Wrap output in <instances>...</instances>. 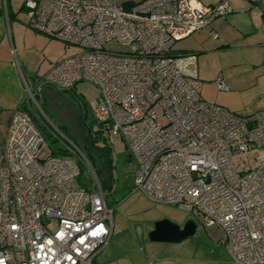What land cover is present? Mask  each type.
<instances>
[{"label":"built area","instance_id":"2783aa9c","mask_svg":"<svg viewBox=\"0 0 264 264\" xmlns=\"http://www.w3.org/2000/svg\"><path fill=\"white\" fill-rule=\"evenodd\" d=\"M22 6L37 31L82 48L39 83L66 92L89 81L100 89L94 134L107 142L95 130L104 126L125 140L137 166L134 189L220 227L236 264H264V109L237 114L204 101L197 55L173 51L178 40L226 18L230 4L24 0ZM112 41L126 48L112 50ZM217 84L229 90L223 77ZM42 126L26 105L13 112L5 135L0 127V264H94L112 236L114 210L77 143L75 156L38 157L47 141ZM77 158L90 167V182L79 181Z\"/></svg>","mask_w":264,"mask_h":264},{"label":"rangeland","instance_id":"374dc122","mask_svg":"<svg viewBox=\"0 0 264 264\" xmlns=\"http://www.w3.org/2000/svg\"><path fill=\"white\" fill-rule=\"evenodd\" d=\"M23 1L6 0L5 8L4 0H0V127L5 135L13 112L19 106H31L51 135L37 154L40 159H46L59 147L73 152L76 142L67 136L66 129L51 114L45 113L44 100L38 91L43 86L39 79L56 62L81 52L82 48L37 31L22 10ZM137 1L140 0H118L123 4ZM200 1L205 6L226 1L233 13L226 18H216L205 29L178 40L173 51L197 55L204 101L214 104L223 100L230 104L233 113H255L264 108V4L253 0ZM237 3L247 6L246 9H238ZM211 32L218 38L215 39ZM227 44L229 48L222 47ZM109 48L119 51L126 47L112 41ZM219 77L225 79L229 90L219 89L215 81ZM30 90L36 94L37 102L50 121L38 110ZM64 93L76 104L85 106L90 114L101 94L89 81H80ZM105 128L98 126L95 130L107 139L114 161L113 187L104 188L108 205L114 210V228L94 264H236L225 248V234L220 227L207 226L201 216L174 205L156 203L134 189L137 166L125 140L121 135L108 133ZM81 170L80 180L90 182V167L84 164ZM191 217L197 221L198 228L195 235L184 242L150 239L149 234L157 221L169 219L183 225ZM50 228L56 230V222H52Z\"/></svg>","mask_w":264,"mask_h":264},{"label":"water","instance_id":"95a60500","mask_svg":"<svg viewBox=\"0 0 264 264\" xmlns=\"http://www.w3.org/2000/svg\"><path fill=\"white\" fill-rule=\"evenodd\" d=\"M38 91L43 97L46 109L54 115V119L59 125L66 127L67 136L85 149L99 170L106 188L112 189L111 152L104 145H96L87 133V128L82 122L83 110L63 91L50 85H44ZM197 228L198 224L192 217L183 225L174 223L169 219H161L155 223L149 236L152 241L179 243L195 235ZM139 235L141 234L139 233Z\"/></svg>","mask_w":264,"mask_h":264},{"label":"trees","instance_id":"16d2710c","mask_svg":"<svg viewBox=\"0 0 264 264\" xmlns=\"http://www.w3.org/2000/svg\"><path fill=\"white\" fill-rule=\"evenodd\" d=\"M128 4H130V3H128ZM22 10H23V6H22ZM35 97H36V94H35ZM36 99H37V98H36ZM43 105H44L43 109H44L45 113H47V114H48V113L51 114V113L48 112V110L46 109L45 104H43ZM77 106H78L80 109L83 110V119H82V122H83V124H84V125L86 126V128H87V133L92 137L94 143H95L96 145H98V142H100V137H99V136H95V135L92 133V131H93V125L95 124V120H94L93 112L90 114L89 112H87V108H86L85 106H81L80 104H77ZM51 115H52V114H51ZM52 117H54V116L52 115ZM64 128L66 129V127H64ZM42 130H43V132H44L46 138H50V137H51L50 133L48 132V130H47V128H46V126H42ZM52 142H56V140H55V139H52ZM105 145H106V148H108V149L110 150V152H111V147H110V145H109V144H106V143H105ZM80 148H81V150L86 154V156L88 157V159L90 160V162H91L92 165L94 166V168H95V170H96V172H97V174H98V176H99V178H100V180H101V182H102V186H103V189H104V188H105V184H104L103 181H102L101 174H100L99 170L97 169V167H96L94 161H93L92 158L86 153V151H85L84 148H82V147H80ZM60 154L70 155V156H75V154H74L73 152H71L70 149H67V148H64V147H59V148L57 149V151L54 152V155H60ZM77 159H78V163H79V167H80V172H81L80 175H81V174H82L81 167L84 166V163H83L82 160H80V158H77ZM110 159H111V161H112V157H110ZM113 180H114V176L112 177V182H113ZM79 181L82 182V180H80V176H79Z\"/></svg>","mask_w":264,"mask_h":264},{"label":"crops","instance_id":"0c3cea01","mask_svg":"<svg viewBox=\"0 0 264 264\" xmlns=\"http://www.w3.org/2000/svg\"><path fill=\"white\" fill-rule=\"evenodd\" d=\"M137 2H138V1H137ZM133 3H135V2H133ZM202 4H203V3H202ZM203 5H204V4H203ZM236 5H237V8H238V9H242V11L245 10L246 7H247V6H245V5L240 6L238 3H237ZM204 6H205V5H204ZM210 6H214V5H210ZM210 6H206V7H210ZM235 7H236V6H235ZM232 13H233V12H232ZM232 18H233V17H232ZM210 34L212 35V32H211ZM216 38H218V36H217ZM216 38H215V39H216ZM222 47H223V48H229L230 46L227 44V45H222ZM223 79H224V78H223ZM224 80H225V79H224ZM215 81H216V83H217V79H216ZM225 82H226V81H225ZM215 104H219V105H222V104H223L222 106L225 105L224 107H226L227 109H229V107H230V106H229L230 104L227 103L226 101H223V100H220V101H218V102H215ZM262 109H264V108H262ZM229 110H230V109H229ZM260 110H261V109H260ZM230 111H231V110H230Z\"/></svg>","mask_w":264,"mask_h":264},{"label":"flooded vegetation","instance_id":"af4514ba","mask_svg":"<svg viewBox=\"0 0 264 264\" xmlns=\"http://www.w3.org/2000/svg\"><path fill=\"white\" fill-rule=\"evenodd\" d=\"M63 92H65V91H63ZM42 96V95H41ZM43 98V97H42ZM71 98V97H70ZM72 99V98H71ZM45 104V103H44ZM46 106V105H45ZM49 112V111H48ZM52 114V113H51ZM53 115V114H52ZM54 116V115H53ZM92 133L94 134V131H92ZM95 135V134H94ZM105 143L107 144V142H98V145H104L105 147H106V145H105ZM110 156H111V154H110ZM133 162H134V160H133ZM112 164L114 165V161H113V159H112Z\"/></svg>","mask_w":264,"mask_h":264}]
</instances>
